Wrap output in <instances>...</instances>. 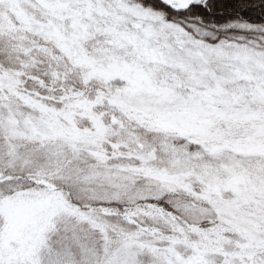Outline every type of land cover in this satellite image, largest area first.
Returning a JSON list of instances; mask_svg holds the SVG:
<instances>
[{
	"label": "snow or ice",
	"instance_id": "6c2138e0",
	"mask_svg": "<svg viewBox=\"0 0 264 264\" xmlns=\"http://www.w3.org/2000/svg\"><path fill=\"white\" fill-rule=\"evenodd\" d=\"M0 264H264V0H0Z\"/></svg>",
	"mask_w": 264,
	"mask_h": 264
}]
</instances>
